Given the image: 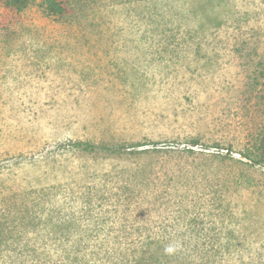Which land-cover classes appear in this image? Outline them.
I'll list each match as a JSON object with an SVG mask.
<instances>
[{
  "label": "rangeland",
  "instance_id": "rangeland-1",
  "mask_svg": "<svg viewBox=\"0 0 264 264\" xmlns=\"http://www.w3.org/2000/svg\"><path fill=\"white\" fill-rule=\"evenodd\" d=\"M65 1L0 4V249L36 252L0 264H116L227 204L263 253L264 0Z\"/></svg>",
  "mask_w": 264,
  "mask_h": 264
},
{
  "label": "trees",
  "instance_id": "trees-1",
  "mask_svg": "<svg viewBox=\"0 0 264 264\" xmlns=\"http://www.w3.org/2000/svg\"><path fill=\"white\" fill-rule=\"evenodd\" d=\"M33 1L0 0V4L20 12ZM67 3L65 0H42L44 10L54 16H64L70 7ZM74 144L82 145L81 142ZM253 152L255 163L264 166V124L253 145ZM222 211L217 221L204 222L193 218L185 224L183 231L175 235L148 237L131 252L121 253V259L116 264H264V252L255 251L250 241L247 242V236L241 235L235 228L229 205H223ZM170 246L175 250L168 253L165 249ZM10 254L15 257L36 256L34 250L0 249V257H10Z\"/></svg>",
  "mask_w": 264,
  "mask_h": 264
},
{
  "label": "clouds",
  "instance_id": "clouds-1",
  "mask_svg": "<svg viewBox=\"0 0 264 264\" xmlns=\"http://www.w3.org/2000/svg\"><path fill=\"white\" fill-rule=\"evenodd\" d=\"M174 250H175V249H174L173 247H171V246L165 249V251L168 252V253H171V252H173Z\"/></svg>",
  "mask_w": 264,
  "mask_h": 264
}]
</instances>
